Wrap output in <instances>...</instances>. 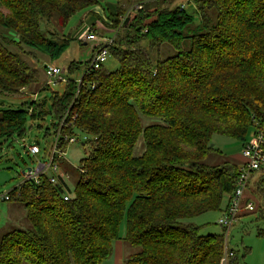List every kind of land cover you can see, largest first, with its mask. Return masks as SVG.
Returning <instances> with one entry per match:
<instances>
[{
    "label": "trees",
    "instance_id": "trees-1",
    "mask_svg": "<svg viewBox=\"0 0 264 264\" xmlns=\"http://www.w3.org/2000/svg\"><path fill=\"white\" fill-rule=\"evenodd\" d=\"M138 3L149 10L121 26L124 7ZM190 3L201 21L194 34L187 32L193 15L180 11L185 4L172 9L158 0H115L114 12L105 16L114 23L109 51L118 67L104 65L85 77L79 93L71 77L53 96L55 133L69 110L61 135L84 136L89 146L72 197L65 201L62 186H52L47 176L40 185L24 182L12 190L11 200L24 206L30 228L0 236V264H104L121 240L123 221L122 240L139 249L126 264H235L225 229L202 235L200 227L182 224L221 211L224 197L234 191L239 165L205 162L223 155L213 137L244 145L251 129L264 130V0ZM100 5L101 0H0V93L16 94L39 81L38 69L20 52L23 46L51 59L69 48L71 37L52 40L42 32V21L57 16L66 27L77 13ZM163 46L175 55L162 59ZM89 64L74 61L69 75ZM32 106L2 111L0 141L24 138L27 117L47 114L42 105ZM142 117L161 122L144 126ZM140 139L145 150L135 156ZM252 184L259 211L247 213L258 212L264 226V167ZM258 234L264 237V227Z\"/></svg>",
    "mask_w": 264,
    "mask_h": 264
},
{
    "label": "rangeland",
    "instance_id": "rangeland-1",
    "mask_svg": "<svg viewBox=\"0 0 264 264\" xmlns=\"http://www.w3.org/2000/svg\"><path fill=\"white\" fill-rule=\"evenodd\" d=\"M190 1L191 0H158V3L161 5L167 2L172 9L176 6L185 4L187 10L195 19L193 26L189 28L190 31L187 30V32L194 34L201 24V21L197 14L195 4L190 3ZM138 5L139 3L134 6L124 7V10L128 11H125L126 13L118 19L122 22L127 15L133 18L136 13H140V10H142V12L149 10L144 4L142 5V9ZM104 10H106V12ZM114 10L115 0H101L100 6L84 10L73 16L66 27H61L58 24L57 16H54L49 21H42V32L52 40L60 41V43L69 37L73 40L69 48L53 59L41 51H34L27 46H23L22 50H20L29 64L38 69L39 81L34 85L22 89L16 94L0 93V117L2 111L6 109L23 107L26 111H30V109L33 108V103L42 105L47 114L42 117L37 116L36 119H31L30 116L27 117L25 124L26 134L24 138L15 136L7 142L3 140L0 141V197L5 196L24 183V173L27 172L28 169H36L39 164L47 162L48 154L55 143L57 117L53 110V96L54 93L61 94L65 84L59 83L49 86V78L46 76L45 68L48 65H54L67 71V68L74 61L89 63L92 59L94 43L82 41L85 33L87 30L94 28L98 35L100 34L101 36L115 39V31H113L114 23L106 19L107 14L114 12ZM106 21H108L110 25H108ZM191 30L193 32H191ZM172 55H175V50L171 47L163 46L160 57L162 59H167ZM153 59H158V53L153 54ZM105 67L110 70H115L118 67V62L110 56ZM83 74L84 70L82 69L75 73L72 79L77 80L81 78ZM67 113L69 114L70 111L68 110ZM142 122L144 126H147L160 123L161 121L159 119L142 117ZM253 132L254 128L251 129L247 140H252ZM77 139V143L68 144L65 147L66 154L61 164V171L65 175L66 182L73 190L80 177V162L86 157L89 150V146L85 144L87 142L86 137L77 136ZM212 144L214 148L220 150L223 155L213 154L209 156L205 161L207 165L222 166L227 163L240 165L242 163V142L223 135H215L212 139ZM33 145H38L41 148V154L33 156L28 152V148ZM144 150L145 144L143 139H140L134 150V155L140 156L143 154ZM228 195L224 197L221 211L209 212L195 219L185 220L182 224L183 227L189 224L200 227L202 235L223 234L224 228L219 225V220L223 217L224 211L226 210ZM246 196L247 198H252L254 202H256L254 204L255 210L259 211L260 202L253 184L246 193ZM257 217L258 212L256 211L254 214L243 212L240 220L229 232L225 231L224 233L226 249L229 253H234V260H236L235 264H264V237L258 234V229L264 226L260 221H257ZM29 228L30 224L27 219L26 209L23 205L13 200L0 201V236L14 229L28 230ZM125 234L126 222L123 221L120 228L121 240L115 243L113 254L104 264H126L129 256L139 251L138 248H132L122 240ZM119 244H121L122 249L118 248ZM224 264L230 263L225 262Z\"/></svg>",
    "mask_w": 264,
    "mask_h": 264
},
{
    "label": "built area",
    "instance_id": "built-area-1",
    "mask_svg": "<svg viewBox=\"0 0 264 264\" xmlns=\"http://www.w3.org/2000/svg\"><path fill=\"white\" fill-rule=\"evenodd\" d=\"M185 9L186 6L182 5L180 11L182 12ZM129 17L131 16L127 15V17L122 20L121 26ZM106 23L110 25L108 21H106ZM82 41L94 43V47L89 66L83 69L84 74L82 77L75 80V83L78 87L77 93H79L81 88L85 86L84 78L90 76L93 72L100 70L107 63L108 58L110 57L109 47H111L114 43V38L101 36L100 34L98 35L94 28H91L86 31ZM45 73L49 78V86L59 83L66 84L72 77L69 75L68 70L64 71L54 65H48L45 68ZM68 115L69 114L67 113L59 124V129L56 132L55 143L48 154V161L39 164L36 169L31 168L24 173L25 182H31L40 185L42 179L47 176L48 182L52 186H62L63 198L65 201H68L72 197V194L71 188L66 182L65 175L61 171V164L63 163L66 154L65 147L68 144H75L78 142L77 136L64 137L61 135L60 131L62 130ZM28 152L33 156H36L41 154L42 150L38 145H33L28 148ZM241 157L243 162L241 165H239L234 191L228 195V204L226 206V210L224 211L223 217L219 220V225L227 232H229V230L240 220L242 212H253L255 210L254 203L252 201H247L246 193L249 191L254 173L264 167L263 129H257L256 132L253 133L252 140L243 145ZM10 200V193L0 197V201ZM224 263L225 260H223V264Z\"/></svg>",
    "mask_w": 264,
    "mask_h": 264
},
{
    "label": "crops",
    "instance_id": "crops-1",
    "mask_svg": "<svg viewBox=\"0 0 264 264\" xmlns=\"http://www.w3.org/2000/svg\"><path fill=\"white\" fill-rule=\"evenodd\" d=\"M97 9H98V8H97ZM100 22H101V21H100ZM97 28H98V27H97ZM241 159H242V157H241ZM242 162H243V159H242ZM241 164H242V163H241ZM241 164H240V165H241ZM244 212H246V211H244ZM246 213H247V212H246ZM242 214H243V212H242ZM242 214H241V215H242ZM118 248H119V249H122L121 244L118 245Z\"/></svg>",
    "mask_w": 264,
    "mask_h": 264
},
{
    "label": "water",
    "instance_id": "water-1",
    "mask_svg": "<svg viewBox=\"0 0 264 264\" xmlns=\"http://www.w3.org/2000/svg\"><path fill=\"white\" fill-rule=\"evenodd\" d=\"M28 170H30V169H28Z\"/></svg>",
    "mask_w": 264,
    "mask_h": 264
}]
</instances>
